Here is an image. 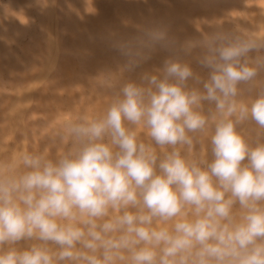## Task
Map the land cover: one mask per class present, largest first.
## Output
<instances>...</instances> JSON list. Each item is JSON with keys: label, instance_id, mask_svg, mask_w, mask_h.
Listing matches in <instances>:
<instances>
[{"label": "clouds", "instance_id": "obj_1", "mask_svg": "<svg viewBox=\"0 0 264 264\" xmlns=\"http://www.w3.org/2000/svg\"><path fill=\"white\" fill-rule=\"evenodd\" d=\"M146 36L65 148H0V264H264V38Z\"/></svg>", "mask_w": 264, "mask_h": 264}, {"label": "rangeland", "instance_id": "obj_2", "mask_svg": "<svg viewBox=\"0 0 264 264\" xmlns=\"http://www.w3.org/2000/svg\"><path fill=\"white\" fill-rule=\"evenodd\" d=\"M43 1L0 0V139H2L0 143H5L4 137L9 132L10 116L5 114L12 101L10 99L14 97L15 86L28 85L45 64L48 46L45 29L42 26ZM106 1L108 0H57L56 6H60L57 8V16L61 53L47 79L34 89V98L25 117L27 148L35 151L47 148L52 154L65 148L67 145L61 143L58 137L63 119L80 114H98L110 102L111 90L102 83L106 75L129 77L138 81L141 72L123 71L128 58L122 49L130 48L125 41L117 37V20L122 15L119 9L125 0H109L107 3ZM217 2L214 6H197L196 2L193 3L199 16L206 22L195 34H185L184 41L195 40L216 32L243 37L257 34L260 16L258 14L263 0H217ZM95 4L98 7L96 12L92 10ZM106 6H112L116 10L113 17L108 19L109 28L102 36L97 30V24L100 22L97 14L104 12ZM163 9L161 1L153 4L152 19L155 22H157L155 14H159ZM214 27L218 29L215 30ZM145 46V42H135L134 50L143 53L147 48ZM93 48L102 54L97 57L93 53ZM193 67L202 76L207 75L206 69L195 63ZM5 122L9 124L6 125ZM248 131L253 130L249 128ZM13 132L19 139L20 128ZM10 143L13 145L12 141Z\"/></svg>", "mask_w": 264, "mask_h": 264}, {"label": "bare ground", "instance_id": "obj_3", "mask_svg": "<svg viewBox=\"0 0 264 264\" xmlns=\"http://www.w3.org/2000/svg\"><path fill=\"white\" fill-rule=\"evenodd\" d=\"M108 1H106V3ZM158 1L162 2V4L164 5V9L159 14H155L154 17L157 20V22H155V20L152 19V8L153 4ZM43 2V9L40 10L44 15H42V26L45 29V33H43L46 35L48 46L46 47L47 54L44 59L45 64L44 67L42 65L43 68L41 67L42 69H39L38 73L35 74V77L32 78L33 80H31L28 85L17 84L15 86L12 84V86L16 87H14L16 90L14 89V97L10 99V101H12L9 103V109L7 108L8 112L6 111L5 114L7 116H10V124L9 122H5L6 125L9 124V132H7L8 134L6 133V137H4L5 135L2 136L6 138V141L5 143H0V148L11 146L12 148L19 149L22 147H27L28 138L25 117L27 110L29 109L34 98V89L37 85L47 79L49 72L56 66L57 60L61 53V48L59 45V19L57 16V8L59 5L56 6L58 2L57 0H44ZM194 2L197 3V6H214L217 0H125V3L119 9L122 15H120L117 20V37L125 41L129 45L130 51H135V42H145V47H147L145 52H143L142 54L148 56V59L144 60L135 69V71H139L142 73L144 71L151 70L154 72L156 69L163 67V61L171 54L167 49L160 46H156L154 49L149 48L147 46L146 36V33L148 31L158 29L165 32L167 37L169 38L170 45L174 47L183 45L186 42L183 40L185 34L193 35L200 26H203L205 24L206 21L199 16L197 9L193 6ZM40 5H42V2ZM97 8L98 7L96 4L95 6H92L93 11H95ZM36 9H34V11ZM115 10L116 9H114L112 6H106L104 12H99L97 14V18L100 21L99 24H97V30L100 35H105V30L109 28L108 19L113 17V13L115 12ZM258 15H260L258 17L259 28L257 27L259 30H257V34L253 36L257 38H264V0L262 2V5L260 6V13ZM214 29L217 30L218 28L214 27ZM100 52L101 51H99L98 49L93 48V53L96 54L97 57L102 54ZM135 71L133 72L135 73ZM7 113H9V115ZM17 128H20L21 130L19 139L13 135V131H15V129ZM4 130L8 131L7 129ZM4 130L3 132H6ZM247 134L249 136L255 135L254 131H248ZM10 141L13 142V145L10 143Z\"/></svg>", "mask_w": 264, "mask_h": 264}]
</instances>
